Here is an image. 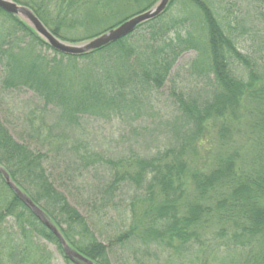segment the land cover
<instances>
[{"label": "trees", "instance_id": "1", "mask_svg": "<svg viewBox=\"0 0 264 264\" xmlns=\"http://www.w3.org/2000/svg\"><path fill=\"white\" fill-rule=\"evenodd\" d=\"M11 1L28 8L56 38L78 44L158 0ZM0 17V90H26L35 96L39 105L28 114V132L46 149L32 151L16 142L0 121V166L73 250L94 264H110L109 248L131 244L144 251L150 246L170 250L175 258L192 256V247L214 220L219 225L214 241L228 240L224 256L219 257L221 247L216 245L212 262L201 260L196 251L188 264H264V64L239 50L236 33L250 35L243 44L254 36L264 47V0H171L158 18L81 56L52 50L15 16L0 10ZM77 28L83 34L71 35ZM189 50L201 52L192 68L202 78H212L213 88L210 98L198 104L176 94L184 134L152 156L133 153L114 159L93 150L82 135V120L140 119L179 56ZM232 64L243 68L245 78L232 74ZM243 100L255 102V126L263 139L253 166L241 169L239 154L233 151L219 156L207 171L188 173L187 158L195 153L204 124L221 119L219 135L226 139L227 122ZM60 158L67 162L64 171L70 168L65 174L72 176L109 169L108 180L97 188L101 209L112 205L118 194L134 193L129 223L108 246L97 241L87 220L50 179L47 165ZM48 246L63 264H75L0 175V264H53Z\"/></svg>", "mask_w": 264, "mask_h": 264}, {"label": "rangeland", "instance_id": "2", "mask_svg": "<svg viewBox=\"0 0 264 264\" xmlns=\"http://www.w3.org/2000/svg\"><path fill=\"white\" fill-rule=\"evenodd\" d=\"M245 25L249 26V23L246 22ZM251 26L252 30L257 28V26H253V22ZM236 33L240 36L239 45H237L239 50L253 53L252 56L255 59H260L259 64H264V47L258 43V38L252 36L250 41L243 44L242 41L250 35H241L239 31ZM72 34L74 36L82 35L83 29H74ZM260 37L264 38V31ZM43 52L51 53L45 50ZM200 53L189 50L179 56L166 83L154 93L140 119L134 120L130 117H117L111 120L84 118L82 120V135L91 148L114 159L130 157L133 153L152 156L158 151H164L175 141L176 137L180 136L179 134H184L182 129L185 126L184 118L176 103V94L180 93L181 99L186 102L196 101L198 104L210 98L213 88L212 78H202L192 68L194 62L200 57ZM231 70L236 78H245V72L241 66L232 64ZM173 91L176 92L175 95ZM36 105L39 103L29 91L2 92L0 90V121L9 135L16 142L28 145L32 151L45 152L46 149L41 148L36 140L30 139L31 134L30 131L28 132L26 122L29 112L34 110ZM256 107L253 100H243L235 118H230V121L227 122L230 134L226 139L219 135V130L223 125L221 119L207 121L199 141L194 146L195 153H190L187 158L188 173L195 169L207 171L213 167L219 156L233 151H237L239 154L237 163L241 169L251 168L258 158L263 143L257 124L255 126L258 113ZM66 163L63 158L50 160L47 165L50 179L65 195L69 204L87 220L97 241L108 246L111 238L119 231L126 229L129 223L131 215L129 205L134 193H128L125 196L118 194L112 201V205L107 209H101L97 201V188L108 180L109 169L99 168L98 170H89L79 176L75 174L72 176L65 174L70 169L64 171ZM72 177L73 180H71ZM187 188L188 195H191L193 187L190 182ZM206 227L200 237V243L192 247V256L185 253L184 256L175 258L170 250L150 246L144 251V249L139 250L137 246L131 244L124 247L112 246L108 249V259L110 264H188L197 251L201 260L212 262V252L215 246L221 247V252L217 254L219 257H223L228 240L214 241L215 232L219 230V225L214 220L208 222ZM199 245L203 247L200 249ZM48 249L54 253L53 264H63L61 258L55 253V249L52 246H48Z\"/></svg>", "mask_w": 264, "mask_h": 264}, {"label": "water", "instance_id": "3", "mask_svg": "<svg viewBox=\"0 0 264 264\" xmlns=\"http://www.w3.org/2000/svg\"><path fill=\"white\" fill-rule=\"evenodd\" d=\"M170 1L171 0H158L150 9L131 16L116 27L78 44H70L56 38L28 8L18 5L11 0H0V10L18 18L31 28L52 50L67 56H81L106 47L132 34L138 26L158 18L164 13ZM0 175L9 189L14 192L40 223L56 236L62 246L65 256L70 261L75 264H94L91 260L83 257L67 244L51 220L12 182L7 172L1 166Z\"/></svg>", "mask_w": 264, "mask_h": 264}]
</instances>
